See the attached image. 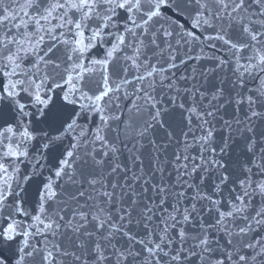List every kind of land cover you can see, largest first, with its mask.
Returning <instances> with one entry per match:
<instances>
[{"label":"snow or ice","instance_id":"snow-or-ice-1","mask_svg":"<svg viewBox=\"0 0 264 264\" xmlns=\"http://www.w3.org/2000/svg\"><path fill=\"white\" fill-rule=\"evenodd\" d=\"M0 264H264V0H0Z\"/></svg>","mask_w":264,"mask_h":264}]
</instances>
